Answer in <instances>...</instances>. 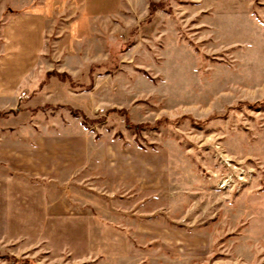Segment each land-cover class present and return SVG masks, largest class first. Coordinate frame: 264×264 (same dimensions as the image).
<instances>
[{
    "label": "rangeland",
    "instance_id": "obj_1",
    "mask_svg": "<svg viewBox=\"0 0 264 264\" xmlns=\"http://www.w3.org/2000/svg\"><path fill=\"white\" fill-rule=\"evenodd\" d=\"M49 7L34 68L0 81L1 191L49 204L0 229V264H264V0ZM52 153L90 164L21 169ZM111 157L143 188L106 180Z\"/></svg>",
    "mask_w": 264,
    "mask_h": 264
},
{
    "label": "crops",
    "instance_id": "obj_2",
    "mask_svg": "<svg viewBox=\"0 0 264 264\" xmlns=\"http://www.w3.org/2000/svg\"><path fill=\"white\" fill-rule=\"evenodd\" d=\"M50 0H1L0 16H7V24L4 29L5 44L11 51L9 57L5 59L4 67L0 64V81H19L26 77L28 69L34 68V62L39 55L44 51L46 44V23L52 20L55 10L49 7ZM7 7L13 10L6 13ZM2 62V63H3ZM11 70L14 76L11 73ZM2 85V84H1ZM14 147V144L10 146ZM64 148V145H63ZM41 152V151H40ZM38 156H43V153H37ZM9 158L16 155H7ZM40 160L41 158L38 157ZM52 163L48 166L39 163L40 160H34L24 164L23 169L27 174L35 176H43L47 174L56 175L57 173L65 175L66 170L79 171L84 169L90 164L88 158L80 159L75 163H67L63 155L58 153L50 154ZM112 161V162H111ZM132 171L131 165L113 164V157L106 163L103 174L106 180L117 185H126L135 183L143 188V181L134 175V179L127 177V173ZM34 187V186H33ZM2 185L0 184V229H16L19 224V216L23 222L29 220H36L41 223L42 214L46 213L48 201L44 196L42 189L32 190L31 193L22 194L24 200L18 202L13 194L1 191ZM36 188V187H35ZM23 198V197H22ZM43 198V199H42ZM30 218V219H28ZM43 222V221H42ZM45 222V221H44ZM32 224V223H31ZM82 223H74L78 228L85 229ZM41 226H22L21 228H40ZM52 227L51 225L49 226ZM48 227V228H49ZM71 228L70 226H67ZM53 228V227H52Z\"/></svg>",
    "mask_w": 264,
    "mask_h": 264
},
{
    "label": "trees",
    "instance_id": "obj_3",
    "mask_svg": "<svg viewBox=\"0 0 264 264\" xmlns=\"http://www.w3.org/2000/svg\"><path fill=\"white\" fill-rule=\"evenodd\" d=\"M113 110V109H112Z\"/></svg>",
    "mask_w": 264,
    "mask_h": 264
}]
</instances>
